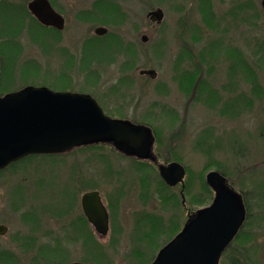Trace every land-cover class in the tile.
<instances>
[{
    "label": "rangeland",
    "instance_id": "374dc122",
    "mask_svg": "<svg viewBox=\"0 0 264 264\" xmlns=\"http://www.w3.org/2000/svg\"><path fill=\"white\" fill-rule=\"evenodd\" d=\"M27 1L0 6V95L29 85L89 94L108 116L149 126L158 157L148 165L103 144L11 165L0 174V251L9 264H151L186 217L214 199L205 176L218 170L228 189L247 194L248 219L232 250L239 264H264L261 0H120L122 15L106 24L76 19L91 0H53L67 21L58 36L29 16L15 25L9 11ZM157 9L164 16L153 22L147 14ZM98 25L108 38L91 39ZM171 161L185 168L184 206L180 184L167 187L158 175ZM90 190L109 212L105 237L84 222L80 197Z\"/></svg>",
    "mask_w": 264,
    "mask_h": 264
},
{
    "label": "water",
    "instance_id": "95a60500",
    "mask_svg": "<svg viewBox=\"0 0 264 264\" xmlns=\"http://www.w3.org/2000/svg\"><path fill=\"white\" fill-rule=\"evenodd\" d=\"M264 11V0H261ZM30 12L44 25L62 28L61 18L47 0H31ZM153 22L163 18L160 9L150 11ZM97 33L104 30L98 29ZM147 37L142 36L145 42ZM155 76L154 70H140ZM97 143L111 144L126 156L154 160V136L146 125L104 114L88 94L53 91L45 86H27L0 97V170L33 154H62L74 148ZM160 177L169 186L182 184L184 167L178 162L159 165ZM215 197L209 206L198 210L183 229L165 244L151 264H218L225 248L243 224L244 208L237 194L225 185L217 171L205 176ZM184 202V199H183ZM83 214L95 231L108 232V212L97 190L80 199ZM4 227L0 226V234ZM67 264H95L74 261Z\"/></svg>",
    "mask_w": 264,
    "mask_h": 264
},
{
    "label": "flooded vegetation",
    "instance_id": "af4514ba",
    "mask_svg": "<svg viewBox=\"0 0 264 264\" xmlns=\"http://www.w3.org/2000/svg\"><path fill=\"white\" fill-rule=\"evenodd\" d=\"M31 0L27 1L26 3V6H25V9L28 13V16L30 18H33L34 20H36L37 22H39L34 16L33 14L30 12V10L28 9L27 5L28 3L30 2ZM50 7L53 9V11L61 18V23L63 25L62 28H58V27H55V26H49V25H44V24H40V26L46 30L47 33H50V34H54L56 36L60 35V32H62L66 26V15L64 14V12L54 3L53 0H47ZM4 2V0H3ZM114 5V7L116 8V10L118 11H121L120 9V0H91L88 7L84 8V9H80V10H77V12L75 13V17L77 20H79L80 22L82 23H96V22H99L100 24H106V23H109L111 21V16H110V4ZM2 0H0V6H2ZM261 4V2H260ZM8 7L9 8H12V5H9L7 3ZM262 6V5H261ZM23 7V6H21ZM24 8V7H23ZM262 8V7H261ZM10 10V9H9ZM263 11V9H262ZM12 11H9V14H11ZM116 13V12H115ZM121 13V12H120ZM123 13V12H122ZM124 14V13H123ZM263 14H264V11H263ZM116 15V14H115ZM102 22V23H101ZM98 29H101V30H104L103 33H97L96 31ZM93 34L95 37L91 38V39H94V40H101V39H104L103 37H107L109 36L110 34L108 33V29L104 26H101V25H98V26H95L93 28ZM108 38V37H107ZM157 155L154 153V160H157ZM5 170H7V168L3 169L0 171V174H2V172H4ZM218 172L224 177L225 179V185H228L229 182H228V179L226 178L225 174L221 171L218 170ZM230 185V184H229ZM231 186V185H230ZM210 190L213 192V196L215 197V192L210 188ZM231 192H233L234 194H237L241 201H242V205H243V208H244V220H243V224L242 226L240 227L239 231H238V234L241 233V230L243 229V226H245V222L247 221L248 217V211H249V208H248V203H247V197H246V193L242 192V191H239L237 189H234V188H231L229 189ZM87 192V191H86ZM85 193V192H84ZM255 193V192H254ZM259 193V192H258ZM180 196H181V191H180ZM213 197V198H214ZM81 199V197H80ZM182 206H184V204L182 203ZM81 207V206H80ZM83 214V213H82ZM26 216V215H25ZM29 216V215H28ZM187 216V215H186ZM86 218V217H85ZM86 221H84L85 223L87 222V224L90 225V223L87 221V219H85ZM186 220L188 221L189 218L186 217ZM186 221V222H187ZM82 224V226H84V228H88V225L86 224ZM110 223V222H109ZM0 226H3L4 227V231L3 233H1L0 235H4L6 232H7V227L4 226V225H0ZM92 227V226H91ZM238 234L236 235V237L238 236ZM235 237V238H236ZM247 239L249 238V235L247 234ZM235 238L233 239V241L235 240ZM233 243V242H232ZM230 244L229 247L223 252L222 256H221V260L224 261V262H227L228 264H232L234 261V263H237L239 262V259L238 257H236V251H233L232 250V245L234 244ZM32 245H36L37 242L36 241H33L31 243ZM38 247H40L38 244H37ZM44 246V245H43ZM42 246V247H43ZM41 249V248H40ZM8 253H6L5 251H0V264H9V263H12L13 260L11 259V257H8L7 255ZM247 259V258H245ZM243 264H247L246 261L243 260L242 262Z\"/></svg>",
    "mask_w": 264,
    "mask_h": 264
},
{
    "label": "trees",
    "instance_id": "16d2710c",
    "mask_svg": "<svg viewBox=\"0 0 264 264\" xmlns=\"http://www.w3.org/2000/svg\"><path fill=\"white\" fill-rule=\"evenodd\" d=\"M208 4H206V3H203V6H202V8L201 9H203V11L205 12V17H206V15H208V12H207V10L209 9V8H207L206 6H207ZM3 10H5L6 11V8H2V10L1 11H3ZM116 12V13H115ZM118 13V14H117ZM115 14H117L116 16H115ZM120 15H122L121 13H120V11H118V10H116V8L114 7V5L112 4V2H111V4H110V16H111V21H113L117 16H120ZM13 16V18H14V21H15V25H19V23H20V20L22 21V20H24V17L25 16H28V13L26 12V9L25 8H23V7H15V8H13V14L11 15V17ZM209 16H211V14H210V12H209ZM32 20V22L33 23H36V26H37V28H42L41 26H40V24H38V22H36V20H34V19H31ZM4 21H8V20H4ZM207 21H208V19H207ZM24 22V21H23ZM39 26V27H38ZM110 36V35H109ZM182 79H183V81H185V82H187L189 85L192 83V81H194L193 79H194V76L193 75H191L190 73H185L184 75H183V77H182ZM201 80H199L198 78L196 79V82H200ZM182 84H183V82H182ZM199 85V84H198ZM198 85L196 86L197 88H198ZM204 88H206L205 87V85L203 86ZM202 91V90H201ZM209 93L211 94V95H209L210 97H212V92L209 90ZM209 96L206 98L207 100H210L209 99ZM47 156H49V155H47ZM50 156H53V157H55V156H58V155H50ZM49 156V157H50ZM33 156H29V157H27V158H25V159H23L22 161H24V160H26V159H28V158H32ZM141 163V162H140ZM143 164V163H142ZM164 183V182H163ZM163 185V184H162ZM79 223H81V222H79ZM152 231L153 230H155V229H157V227L155 226V224H154V226H151V227H149ZM45 247V246H44ZM44 247H42V248H44ZM235 262V261H234ZM232 263V264H239V262H237V263ZM240 264H243V263H240Z\"/></svg>",
    "mask_w": 264,
    "mask_h": 264
}]
</instances>
